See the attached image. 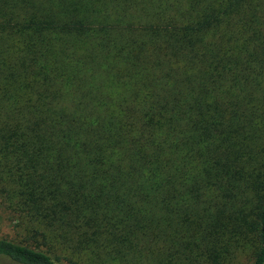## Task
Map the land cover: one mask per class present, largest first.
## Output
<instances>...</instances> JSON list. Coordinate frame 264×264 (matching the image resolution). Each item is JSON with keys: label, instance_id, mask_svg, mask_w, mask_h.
<instances>
[{"label": "trees", "instance_id": "obj_1", "mask_svg": "<svg viewBox=\"0 0 264 264\" xmlns=\"http://www.w3.org/2000/svg\"><path fill=\"white\" fill-rule=\"evenodd\" d=\"M0 216L14 264H264V0H0Z\"/></svg>", "mask_w": 264, "mask_h": 264}, {"label": "rangeland", "instance_id": "obj_2", "mask_svg": "<svg viewBox=\"0 0 264 264\" xmlns=\"http://www.w3.org/2000/svg\"><path fill=\"white\" fill-rule=\"evenodd\" d=\"M20 234L19 231L13 230L9 222L6 220L5 216H0V237H17V235ZM0 264H14L10 261H7L0 257Z\"/></svg>", "mask_w": 264, "mask_h": 264}]
</instances>
